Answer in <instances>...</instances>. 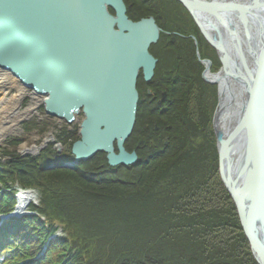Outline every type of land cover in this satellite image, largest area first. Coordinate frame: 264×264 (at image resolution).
I'll return each instance as SVG.
<instances>
[{
	"label": "trees",
	"instance_id": "obj_1",
	"mask_svg": "<svg viewBox=\"0 0 264 264\" xmlns=\"http://www.w3.org/2000/svg\"><path fill=\"white\" fill-rule=\"evenodd\" d=\"M124 2L132 21L154 17L161 28L149 47L155 74L137 79V119L124 145L138 162L112 167L99 152L59 168L74 159L77 127H56L57 141L37 157L16 152L20 138L8 141L0 163L3 264H258L220 174L218 89L202 77V60L212 72L222 68L215 47L178 0ZM23 129L49 127L34 120ZM15 186L38 192L39 201L20 219L2 220L15 210Z\"/></svg>",
	"mask_w": 264,
	"mask_h": 264
},
{
	"label": "water",
	"instance_id": "obj_2",
	"mask_svg": "<svg viewBox=\"0 0 264 264\" xmlns=\"http://www.w3.org/2000/svg\"><path fill=\"white\" fill-rule=\"evenodd\" d=\"M178 1L191 12L206 40L219 52L220 71L237 78L245 88L242 111L235 127L227 133L217 123L219 100L213 119L214 134L221 178L235 200L252 254L258 264H264V148L258 150L257 175L261 178L252 174L250 181L245 170H240L239 177L243 179L239 182L229 170L230 152L241 158L238 142L242 137L246 141L245 153H252L250 139L255 136L258 108L264 102V46L258 50L254 32L259 27L256 13L264 11V0L244 4L223 0L221 5L213 0ZM225 13H237L241 18L246 47ZM197 15L213 17L219 27L225 28L233 44L234 61L220 28L213 25L216 36L211 37ZM160 31L154 17L132 21L124 0H0V69L9 70L33 94L44 97L48 116L71 124L75 115L83 114L80 140L71 148L74 159L60 168L72 170L99 152L106 154L112 167H129L138 162L137 153L127 151L124 145L137 119V79L142 73L144 81L150 82L155 74L158 59L149 47L158 42ZM203 62L205 78L211 62ZM259 142L264 146L263 135ZM248 185L255 193L245 201L242 194L249 190Z\"/></svg>",
	"mask_w": 264,
	"mask_h": 264
},
{
	"label": "bare ground",
	"instance_id": "obj_3",
	"mask_svg": "<svg viewBox=\"0 0 264 264\" xmlns=\"http://www.w3.org/2000/svg\"><path fill=\"white\" fill-rule=\"evenodd\" d=\"M208 1V0H207ZM217 4L221 5L223 0H213ZM251 0H244L241 4H244L246 2H250ZM231 3L234 2V0L230 1ZM257 18H256V23H257V29L255 32V43L258 44L257 48L258 50H261V48L264 46V11H257ZM225 16H227L228 22H231L233 28H236V30L239 33V39L244 46L246 47L247 43H245L244 38L242 37V33L244 32L245 26L244 23H242L241 18L239 19L237 16V13L234 15H231L229 13H225ZM198 21L202 23L204 29L210 36H216L212 26L216 25L218 28H220V31L222 34V38L224 43L226 42V47L228 48V53L231 55V62L232 60H235V55L232 53L233 52V44H231V41L228 37V34L225 32V28L219 27L218 24H216L215 18L213 17H207V16H201L197 15ZM262 31L260 32V30ZM241 34H240V32ZM259 33L256 35V33ZM245 33V32H244ZM229 41V42H228ZM246 49V48H245ZM6 72L11 73L9 70H5ZM5 71H0L2 74H0V141L5 138L6 135L11 134V133H16V129L18 127V124L22 119H26L27 117H30L33 113L36 112V106L39 101V98L34 99L33 103H30L26 106V110H21L20 108V103L21 100L24 98L26 94V90L24 88L26 86L19 85L18 83V77L13 76L11 73L12 77L9 78V76L3 74ZM234 71V70H232ZM205 78H207L211 82H216L218 85L219 89V100H220V105L218 108V114H217V123L218 126L223 129L225 133H227V130H231L232 128L235 127L236 121L238 119V116L240 112L242 111V101L241 97L243 96V92L245 91V88L241 81H239L237 78L235 79L232 76H229V74L224 73V72H218L212 74L210 71H207L205 73ZM24 87V88H23ZM3 88H5V91L8 89H17L18 94H14L13 96L6 97L4 95V92H2ZM264 107V102H262L259 106V111L257 113V119L256 121L258 124L256 125L255 130L253 131L255 136L250 139L251 143H253L252 146V153L251 150L249 151L248 154L245 153V146L246 141L245 138L242 137L239 142H238V149L239 153L238 155H241V158H239L236 154H231V161L232 164L230 165V171L233 172L232 177H235V179H238L240 182L243 178L239 177V171L245 170V172L249 175L250 181L252 179V174L255 176H258L257 173L259 172V165L258 163V150H262V147L264 146L260 145L259 138L261 135H263L264 138V118L262 119V114H263V109ZM34 120H31L29 122H32ZM245 141V142H244ZM244 142V143H243ZM259 143V144H258ZM60 146V145H58ZM61 147V146H60ZM37 150L36 146L24 147L25 152H29V156H32L31 153H34ZM238 161V162H237ZM241 174V173H240ZM254 177V176H253ZM261 178L258 176V179ZM232 180V179H231ZM249 190L242 194L247 201V199L251 200V195L252 193L254 194L253 187L248 185ZM243 193V191H242ZM34 193L29 192L26 197L27 200H30V198H33ZM246 196V198H245ZM264 198V197H263ZM26 200V201H27ZM248 206V204H246Z\"/></svg>",
	"mask_w": 264,
	"mask_h": 264
},
{
	"label": "rangeland",
	"instance_id": "obj_4",
	"mask_svg": "<svg viewBox=\"0 0 264 264\" xmlns=\"http://www.w3.org/2000/svg\"><path fill=\"white\" fill-rule=\"evenodd\" d=\"M208 1H210V0H208ZM224 1L230 2L231 0H224ZM234 1H236L238 3L244 2V0H234ZM216 55L219 58H221V56H220V54H219V52L217 50H216ZM199 58H200V56H199ZM203 61L204 60H202V63L205 65V63ZM208 61H210V60H208ZM205 69H206V67H205ZM0 71H5V69H0ZM219 71H216V72L213 71L212 72L210 70V72L212 74L218 73ZM0 74H2V72H0ZM3 74L9 76V78L12 77L11 73H9V72L5 71V73H3ZM202 77H203V74H202ZM203 79H205V78H203ZM18 83H19V85H22L19 81H18ZM217 89H218V85H217ZM24 90H26V94H25L24 98L21 100V103H20L21 110H26V106L28 104L33 103L34 99L39 98L37 106L35 107L36 108V112L33 113L30 117H27L26 119H22L20 121V123L18 124V127L16 129V133L8 134V135L5 136L4 139H2L0 141V163L6 160V157H4V155L6 153L8 145H9L7 143L8 141H10L12 139H16V138L19 139L20 138V140H18V144H17L15 150H16V152H18L20 154H23V155L30 154L29 152L27 153V152L24 151V147L25 146H26V148L32 147V146H36L37 150L34 153H31V154H32L33 157H37V156H39V154L41 153V151L43 149L47 148L50 145V143H55L57 141L56 140L57 139L56 135L58 133V130L56 129V127H58L59 129L61 127H66L68 130H72L74 127L79 128L82 120L84 119L83 114L80 113L78 115H75V119H74V121L71 122V124H68L67 122H65L62 119H58V118L50 116V115L48 116V115H46L45 109L43 108V98L44 97L39 96V95L36 96L35 94H33V90H31V89H29L27 87H25ZM2 92H4V95L6 97H10V96H13L14 94H18V91L15 88L14 89L11 88V89H8L6 91H5V88H3ZM218 100H219V89H218ZM241 101H243L242 97H241ZM30 119L31 120L40 121V122H42L44 124H47L49 129H47L45 132H40V131H35V130H27V132H25L24 129H23V125H24V123H27L28 121H30ZM213 126H214V124H213ZM21 130H23V131H21ZM56 147H60V146H58V144H57ZM9 149L12 150L14 148H9ZM16 188H17L16 190H18V187H16ZM30 192L34 193L35 196H33V198H30L28 206L31 203H33V202L34 203H38L39 198H40L39 195H38V192H36L34 190H31ZM23 214L24 215L28 214L27 209L23 210ZM2 258H3V255L0 252V264L3 263Z\"/></svg>",
	"mask_w": 264,
	"mask_h": 264
},
{
	"label": "flooded vegetation",
	"instance_id": "obj_5",
	"mask_svg": "<svg viewBox=\"0 0 264 264\" xmlns=\"http://www.w3.org/2000/svg\"><path fill=\"white\" fill-rule=\"evenodd\" d=\"M44 120V119H43Z\"/></svg>",
	"mask_w": 264,
	"mask_h": 264
}]
</instances>
